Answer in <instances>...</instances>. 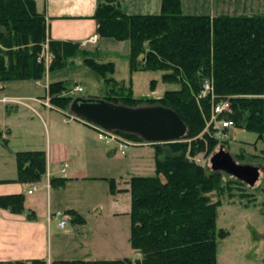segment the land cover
I'll use <instances>...</instances> for the list:
<instances>
[{"label":"trees","instance_id":"1","mask_svg":"<svg viewBox=\"0 0 264 264\" xmlns=\"http://www.w3.org/2000/svg\"><path fill=\"white\" fill-rule=\"evenodd\" d=\"M92 18L100 38L129 43L130 72L168 71L163 81L177 83L179 89L155 100L134 98L130 88L111 77L113 63L96 64L80 50V44L49 39L46 17L34 0H0V89L12 82L41 81L47 71L63 69L80 57L97 75H109L101 99L126 107L169 108L188 133L180 141L154 145V175L134 176L124 190L114 180L108 181L112 194H130V243L139 258L54 259L50 264H216L219 239L228 230L217 227V203L212 200L223 191L224 172L204 169L191 160L199 154L210 155L219 142L204 131L212 102L210 95L202 96L201 88L209 81L214 102L230 103L231 113L225 119L254 133L264 144V14L185 15L180 0H162L159 14L126 15L115 0H107L97 5ZM46 42L48 68L40 59ZM48 94L51 105L64 110H69L74 99L63 82L51 83ZM15 160V183L32 185L47 174L44 151H19ZM64 181L52 179L50 184L62 186ZM24 202L23 194L0 195V209L15 214L25 211ZM65 214L73 222L83 221L73 209ZM0 264L47 262L31 259Z\"/></svg>","mask_w":264,"mask_h":264},{"label":"rangeland","instance_id":"2","mask_svg":"<svg viewBox=\"0 0 264 264\" xmlns=\"http://www.w3.org/2000/svg\"><path fill=\"white\" fill-rule=\"evenodd\" d=\"M250 3L264 5L262 0H183L184 5L181 10L185 15H211L212 11H217L222 12V15L238 16L244 15L243 10H246ZM260 13L264 14V12ZM106 43L112 46H105ZM115 44L118 43L114 40L103 39L98 43L97 55H93L91 50L82 46L80 50L87 53L96 64L113 63L114 72L111 77L122 82L126 88H130L132 96L136 99L155 100L168 91L179 89L177 83L163 81L162 77L169 74L168 71L130 72L129 43ZM50 62L51 60L43 61L46 68ZM137 69H141L139 64ZM107 77H109L107 74L104 78L97 75L85 66L82 58L77 57L70 60L63 69L47 71L41 81L7 83L3 85L4 89L1 86L0 100L2 98L23 100L36 113L21 105L7 104L8 107H5L6 104L0 102V181L16 180V151L47 150L50 135L46 129H43L42 119L47 126L50 117L51 123L57 129L58 139L65 142L66 146L73 145L72 138L80 131L77 124H86L75 118L69 110L51 105L48 94L51 83L63 82L67 93L73 98L101 99L107 88L105 84ZM75 86L81 88L79 93H73ZM25 96L38 97L42 101L39 100L40 105H38L35 103L37 100H26L23 98ZM225 117L212 120L210 113L204 131L208 130V135L211 134L219 142L210 155L199 154L191 160L204 169H211L210 158L219 152L223 145L235 162L258 167L261 172L254 185L243 184L227 173L221 174L223 191L220 195L214 194L212 201L217 203V227L228 230V234L219 239L216 264H264V144L254 133L244 128L234 126L221 131L219 123L227 120ZM217 120L219 123L216 122ZM86 133L83 132V135ZM121 140L127 145L123 153L119 152V154L126 155H117L112 161L106 159V155L101 153L103 150H113L116 146L103 145L97 141L95 135V142H98L99 149L89 145L92 151L93 148L96 149V152H93L96 157H89L92 154L91 151L84 156L86 152L77 147L81 151L84 162L79 160L75 163L85 170L88 178L71 181L68 178L62 186H51L52 206L50 207L53 210L65 213L64 210L72 207L83 217L80 223L67 218L64 229L58 228L57 223L60 218L54 217L50 253L52 260L130 258L134 261L139 258L130 243V194L128 191L112 194L108 181L114 179L117 182V188L124 190L128 188L130 178L154 175L155 149L154 145L142 146L134 139L122 137ZM236 156L242 158L235 159ZM45 176L47 177V174ZM57 177L63 178L62 175ZM31 187L44 188L38 193L40 198L36 213L40 217L47 208L42 198L45 197L47 188L44 182L36 186L32 184ZM25 195V204H27L36 194L33 197Z\"/></svg>","mask_w":264,"mask_h":264},{"label":"crops","instance_id":"3","mask_svg":"<svg viewBox=\"0 0 264 264\" xmlns=\"http://www.w3.org/2000/svg\"><path fill=\"white\" fill-rule=\"evenodd\" d=\"M36 3L37 10L43 13L47 20L48 26V37L54 41L61 42H72L78 43L80 46L87 50H91L93 55H97L99 51L98 43L103 39L100 38L97 33V24L92 18L95 12V9L98 4L103 3L107 0H34ZM121 11L126 15H156L160 13V5L162 0H115ZM181 1V7H183V0ZM264 1V0H262ZM255 3V2H254ZM254 10V11H252ZM264 5H255L250 3L248 8L243 10L244 15H253L259 14V12H264ZM247 12V13H245ZM257 12V13H251ZM184 14V12L182 11ZM216 13L218 15H216ZM243 14V13H242ZM261 14V13H260ZM188 15V14H186ZM222 12L212 11L210 17L220 16ZM224 15V14H223ZM97 35L98 39L95 44H83L92 36ZM105 43V40H104ZM111 43V42H108ZM120 45L124 42H116ZM129 45V44H128ZM105 46L111 47L112 44H105ZM117 47V46H115ZM129 54V53H128ZM4 89V86H3ZM26 100H37L38 97H23ZM42 101V100H41ZM26 104V103H25ZM26 107L36 113V111L28 104ZM44 108L47 106L41 105ZM5 107H8L7 104ZM47 116V115H46ZM48 117V116H47ZM41 120V119H40ZM43 120V119H42ZM43 129H46L47 133L50 135L49 145L46 153L47 160V177L45 176L39 183H45V190H47L45 197H42L44 200V206H47L45 213L40 217L37 216L36 210L39 202L38 193L44 190L43 187L32 191L31 194L28 193L31 185L28 184H19L15 183V180L4 179L1 180L5 183H0V195H10V194H25L33 197L29 200L27 204L24 202L25 211L20 214H15L6 209H0V261H17V260H31V259H45L47 264H50L52 261L51 258V241L53 236L52 222L54 220V213L57 210H53L50 206L51 204V185L50 180H79L87 179V175L84 169H81L75 161L84 162L82 158L81 151L77 147L83 149L84 154L87 155L89 151L92 154L90 158L96 157L93 152H96L98 148L97 143L95 142V135L97 138L96 132L87 124H77L80 129L79 132L75 133L73 136L72 144L66 146L65 142L58 139V132L54 124L51 123L50 117L48 118L47 126L42 121ZM64 122V121H63ZM62 122V123H63ZM83 132H87L86 135H83ZM52 134V135H51ZM102 143V142H101ZM93 151L91 150L92 147ZM105 145V144H103ZM107 146V145H105ZM101 149V148H100ZM43 151V150H40ZM19 152V151H16ZM100 152V151H98ZM101 153V152H100ZM102 155H106V159L114 160V158L120 155L116 150V147L113 150L107 151L103 150ZM139 158V156H134ZM64 164H67V168L64 174L61 173V169ZM62 175L63 178H58L57 176ZM114 180V179H112ZM115 181V180H114ZM38 182L35 183L39 184ZM57 184V183H56ZM117 185V182L115 181ZM26 198V197H25ZM75 210L80 214L75 208H68ZM31 213L32 215H29ZM81 215V214H80ZM82 216V215H81ZM80 223V221L76 222ZM59 229H64L66 223L63 227H59V222L57 223ZM50 254V256H49ZM139 256V253H137ZM54 260V259H53Z\"/></svg>","mask_w":264,"mask_h":264},{"label":"water","instance_id":"4","mask_svg":"<svg viewBox=\"0 0 264 264\" xmlns=\"http://www.w3.org/2000/svg\"><path fill=\"white\" fill-rule=\"evenodd\" d=\"M69 111L82 122L105 131L132 135L149 144H167L186 137L188 129L171 109L160 105L126 107L104 99L74 98ZM211 169L227 173L246 184L254 185L260 168L238 164L222 147L210 158Z\"/></svg>","mask_w":264,"mask_h":264},{"label":"built area","instance_id":"5","mask_svg":"<svg viewBox=\"0 0 264 264\" xmlns=\"http://www.w3.org/2000/svg\"><path fill=\"white\" fill-rule=\"evenodd\" d=\"M98 36L94 35L91 38H89L83 45L85 44H95L97 42ZM41 61H50V56H49V52H48V46H47V42L43 45V49L41 52V57H40ZM81 91V88L79 86H75L73 89V93H79ZM201 94L202 96H206V95H210V99H211V118L212 120L218 119V118H222L223 116H227L229 113H231V107H230V103L228 102V100H221V101H215V96L213 94V89L212 86L210 84L209 81H204L202 88H201ZM1 103H5V104H15V105H21V106H27L25 104V102L23 100H17V99H8V98H2L0 100ZM71 119H73V117H71ZM216 122L219 123V120H217ZM88 125V124H87ZM211 125V123H210ZM90 127L93 128V130L96 132L97 134V140L102 142L103 144L109 146L111 144H114L116 146V150L120 153H123V150L125 149V146L127 145L126 143H124V141L121 140V138L123 136H121L120 134L114 133V132H109V131H105L102 130L100 128L94 127L92 125H89ZM219 127L220 130H227L231 127H234V123L230 120H225L224 122L219 123ZM218 127V128H219ZM138 143L142 146L144 145H149L146 144L142 141H138ZM67 168V164H64L62 169H61V173L64 174ZM35 190V187H31L30 191H28L29 194L32 193V191ZM65 216V218L63 217ZM54 217L55 218H60L59 220V227H63L66 223V219H69V216L66 215L63 212H55L54 213Z\"/></svg>","mask_w":264,"mask_h":264},{"label":"flooded vegetation","instance_id":"6","mask_svg":"<svg viewBox=\"0 0 264 264\" xmlns=\"http://www.w3.org/2000/svg\"><path fill=\"white\" fill-rule=\"evenodd\" d=\"M249 165V164H248Z\"/></svg>","mask_w":264,"mask_h":264}]
</instances>
